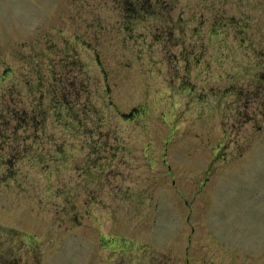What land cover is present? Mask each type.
Masks as SVG:
<instances>
[{"label":"rangeland","instance_id":"rangeland-1","mask_svg":"<svg viewBox=\"0 0 264 264\" xmlns=\"http://www.w3.org/2000/svg\"><path fill=\"white\" fill-rule=\"evenodd\" d=\"M0 264H264V0H0Z\"/></svg>","mask_w":264,"mask_h":264}]
</instances>
